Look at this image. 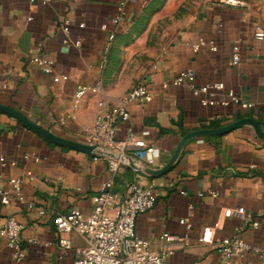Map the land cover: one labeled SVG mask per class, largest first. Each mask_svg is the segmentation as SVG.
<instances>
[{
	"label": "crops",
	"instance_id": "0c3cea01",
	"mask_svg": "<svg viewBox=\"0 0 264 264\" xmlns=\"http://www.w3.org/2000/svg\"><path fill=\"white\" fill-rule=\"evenodd\" d=\"M121 1L0 0V104L61 137L83 143V129L93 123L98 101L117 103L132 87L145 84L151 98L128 103L129 119L120 123L117 135L126 140L130 132L139 135L148 129L145 142L156 152L151 161L142 162L153 170L167 164L188 132L240 118H253L264 130V41L253 38L254 25L263 18L248 7L247 0H190L189 6L174 4L175 0H125L126 21L114 28L107 64L100 69L107 37L100 26L119 13ZM65 20L68 44L62 43ZM200 36L212 39L217 50L194 52L191 43ZM74 40L80 45L75 46ZM38 42L41 55L54 60L51 74L29 62ZM234 44L239 45L237 64L231 60ZM187 68L195 73L194 87L173 85V78ZM218 81L225 90L254 102L255 108L201 105L197 88ZM77 84L90 89L74 109ZM217 97L222 98L223 92ZM24 125L0 111V188L12 195L10 180L21 178L24 196V201L12 196L7 205L0 203V225L8 215L22 223L25 252L16 261L0 239V264L70 263L86 240L74 231L58 233L53 216L71 208L89 214L91 197L112 175L110 162L50 143ZM134 180L151 186L156 194L154 206L136 216L135 233L152 250L161 248L163 232L187 234L184 246L165 264H223L219 252L199 240L206 225L214 226L222 238L237 234L247 244L246 254L234 257L232 264L264 263L259 256L264 249V138L251 126L191 139L161 174L134 172L121 165L113 188L118 198L126 195ZM28 202L34 208H28ZM39 207L45 214L37 212ZM183 217L191 223L189 230L179 223ZM247 218L256 220L258 227L237 231ZM61 237L69 239V248L59 246Z\"/></svg>",
	"mask_w": 264,
	"mask_h": 264
},
{
	"label": "built area",
	"instance_id": "2783aa9c",
	"mask_svg": "<svg viewBox=\"0 0 264 264\" xmlns=\"http://www.w3.org/2000/svg\"><path fill=\"white\" fill-rule=\"evenodd\" d=\"M49 0H42L46 4ZM125 0L120 2L119 13L112 17L110 22L101 24L100 29L107 32L106 44L102 58L99 63L100 69H103L108 61V54L115 38L114 28L126 21V12L124 10ZM30 19V18H29ZM84 24L80 23L82 27ZM64 37L63 44L69 43V21L65 20L61 27ZM253 38L264 41V19L256 22L253 29ZM75 46L80 45V40H74ZM41 43L36 44L35 52L30 55L29 62L37 66L46 74H51L54 68V60L41 55ZM201 48H208L210 51H216L217 45L212 39L200 36L191 43V49L197 52ZM264 50V46H263ZM232 63L237 64L240 60L239 45L232 46ZM66 78V76H63ZM195 73L191 68L178 72L173 78L172 84L180 86L188 83L194 87ZM167 83L163 84L166 87ZM90 89L89 85L77 84L72 96V107L79 106L86 92ZM200 93V104L203 106H229L234 105L240 109H254L256 104L245 100L231 90H225L224 83L207 82L197 88ZM223 92V97L218 98L217 94ZM151 92L145 84L139 83L132 87L126 95L114 104H105L104 101H98V112L95 115L91 125L83 129V143L93 146L95 158L105 157L110 162V171L112 175L100 183L98 192L91 197L93 208L89 214H82L76 208H71L66 213H56L53 216L56 231L58 233L77 232L86 240L83 248L77 249V256L70 263L66 264H165L167 258L175 250L184 246L187 234L175 235L169 232H163L160 235L162 245L159 250H152L147 240L139 237L135 233L134 224L136 216L152 208L156 201V194L151 186L142 184L140 181H132L124 197L118 198L113 191L115 176L119 167L126 164L134 172L142 171L145 168L143 160L151 161L156 152L153 145L145 142V137L149 135V130H142L139 135L130 132L126 140L118 138V129L121 122L129 119V102H145L151 98ZM264 106V98L261 100ZM68 114L60 120L64 123ZM201 141V139H198ZM143 172V171H142ZM13 194L0 188V203L7 205L10 198L14 196L18 201H24L21 193L22 180L14 178L10 180ZM184 193V191H181ZM214 195V192L211 191ZM199 196L202 193L198 194ZM28 208H34L32 202L27 203ZM191 207V206H190ZM40 215L45 214L41 207L37 208ZM187 230L191 228V223L187 217L179 219ZM256 220L245 219L236 230L240 231L247 226L258 227ZM23 228L21 222L14 215H8L3 219L0 225V239L11 249L12 256L16 261H20L24 255V249L21 245L20 233ZM200 242L209 244L216 249L223 259V264H232L234 257L242 258L248 246L239 236L222 238L215 232L214 226L206 225L203 227L202 234L199 237ZM31 243H37V240L29 239ZM61 248L70 247V241L61 237L58 239ZM259 256L264 258V249L259 251ZM238 264H243L240 261ZM264 264V263H258Z\"/></svg>",
	"mask_w": 264,
	"mask_h": 264
},
{
	"label": "water",
	"instance_id": "95a60500",
	"mask_svg": "<svg viewBox=\"0 0 264 264\" xmlns=\"http://www.w3.org/2000/svg\"><path fill=\"white\" fill-rule=\"evenodd\" d=\"M0 111L15 117L18 121L25 124L27 127L33 129L34 131H36L37 133H39L40 135H42L43 137L47 138L48 140L52 141L55 144H58L60 146H66V147H69V148H72L75 150L83 151V152H86L88 154H94V152H93L94 147L93 146L86 145V144L81 143V142H77L74 140H70V139L61 137V136L53 133L52 131L38 125L37 123L29 120L20 111L12 108L10 106L0 104ZM241 126H251L261 138H264V130L262 129L259 122L253 118H240V119H238L234 122H231L225 126H221V127H217V128H202V129L194 130V131L188 132L187 134H185L182 137V139L179 141L178 145L176 146L172 157L170 158V160L167 162V164L165 166H163L160 169H156V170H153L151 168H144V169H142V171L147 173V174L164 173L171 168L173 163L176 161V159H177L181 149L183 148V146L188 141H190L191 139L198 138V137H201L204 135L224 134L226 132H229L232 129H235V128H238Z\"/></svg>",
	"mask_w": 264,
	"mask_h": 264
},
{
	"label": "rangeland",
	"instance_id": "374dc122",
	"mask_svg": "<svg viewBox=\"0 0 264 264\" xmlns=\"http://www.w3.org/2000/svg\"><path fill=\"white\" fill-rule=\"evenodd\" d=\"M190 0H175V3H182L185 6L188 5L189 6V2ZM247 5L248 7L253 10L256 14H258L259 16H261V18L264 19V0H247ZM160 19L158 18L156 22H159Z\"/></svg>",
	"mask_w": 264,
	"mask_h": 264
},
{
	"label": "trees",
	"instance_id": "16d2710c",
	"mask_svg": "<svg viewBox=\"0 0 264 264\" xmlns=\"http://www.w3.org/2000/svg\"><path fill=\"white\" fill-rule=\"evenodd\" d=\"M24 126L27 127L26 125H24ZM27 128H29V127H27ZM30 129H31V128H30ZM49 142L52 143L50 140H49ZM53 144H54V143H53Z\"/></svg>",
	"mask_w": 264,
	"mask_h": 264
}]
</instances>
